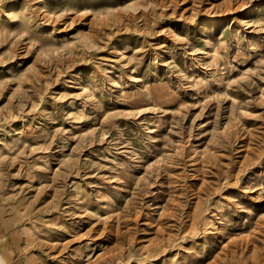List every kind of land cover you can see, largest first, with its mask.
Returning <instances> with one entry per match:
<instances>
[{
  "label": "rangeland",
  "instance_id": "obj_1",
  "mask_svg": "<svg viewBox=\"0 0 264 264\" xmlns=\"http://www.w3.org/2000/svg\"><path fill=\"white\" fill-rule=\"evenodd\" d=\"M3 264H264V0H0Z\"/></svg>",
  "mask_w": 264,
  "mask_h": 264
},
{
  "label": "bare ground",
  "instance_id": "obj_2",
  "mask_svg": "<svg viewBox=\"0 0 264 264\" xmlns=\"http://www.w3.org/2000/svg\"><path fill=\"white\" fill-rule=\"evenodd\" d=\"M0 264H3V263H1V261H0Z\"/></svg>",
  "mask_w": 264,
  "mask_h": 264
}]
</instances>
